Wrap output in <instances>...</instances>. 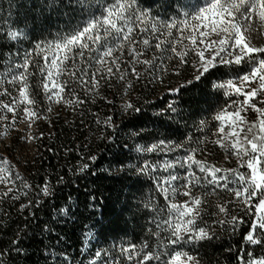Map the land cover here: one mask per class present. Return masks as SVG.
Wrapping results in <instances>:
<instances>
[{
  "label": "snow or ice",
  "instance_id": "obj_1",
  "mask_svg": "<svg viewBox=\"0 0 264 264\" xmlns=\"http://www.w3.org/2000/svg\"><path fill=\"white\" fill-rule=\"evenodd\" d=\"M175 4V11L165 19L158 10L142 7L140 0H19L16 7L23 14L7 28L0 23V85H4L0 89V127L4 130L0 136L9 142L17 138L9 133L18 121L23 124L15 128L18 138L30 141L35 139L30 134L33 123L50 119L45 113L54 108L42 105L41 92L48 105L75 108L85 103L77 88L85 97L94 91L99 94L102 82L117 87V92L124 90L114 115L96 121L97 139L119 144L117 175L141 192L135 205L124 198L116 218L135 207L133 217L137 212L146 217L139 225L146 235L139 243L121 240L93 251V240L107 245L114 223L101 209L99 219L88 224L80 221L83 264H200L191 252L196 245L219 239L212 225L235 234L245 223V255L236 259L239 264H264V44L258 45L253 35L255 25L264 29V0H175ZM45 11L60 24L54 34L49 32L51 40L36 41L37 30L43 36L51 26ZM41 17L49 23L41 22ZM28 33H32V46L21 51L16 45ZM149 53L150 58H145ZM189 67L184 83L169 86L167 91L177 93L194 81L201 82L208 98V108L201 111L208 115L189 125L187 119L193 113L173 100L153 113L157 122L163 121L159 126L155 122L150 128L138 122H130L127 130L117 126L116 115L139 121L136 114L141 106L132 97L135 83L151 76L150 82L163 84L170 70L183 75ZM114 98L106 102L114 104ZM252 113L255 118L246 119L244 114ZM213 122L215 130L209 141L201 133ZM181 127H190L197 134L195 140L180 132ZM209 143L218 146L226 160L235 158L236 167L212 163L209 157L215 156L216 149ZM96 160L94 154L82 157L73 174L88 175ZM63 183L60 177L57 184ZM145 184L148 198L143 195ZM0 185H4L0 203L27 200L19 206L30 217L33 205L43 207L55 198V186L45 177L29 199L34 189L13 172L8 159L0 158ZM233 204L242 209L240 215L232 214ZM52 208L53 223H67L73 216L67 204ZM206 216L213 217L210 223ZM218 216L223 218L216 219ZM41 231L51 233L52 228L45 223ZM22 238L17 232L12 247L0 250V264H9L14 254L24 253ZM248 245L255 247L249 249ZM70 259L74 258L62 252L53 264H69Z\"/></svg>",
  "mask_w": 264,
  "mask_h": 264
},
{
  "label": "trees",
  "instance_id": "obj_2",
  "mask_svg": "<svg viewBox=\"0 0 264 264\" xmlns=\"http://www.w3.org/2000/svg\"><path fill=\"white\" fill-rule=\"evenodd\" d=\"M18 3L19 0H0V23H3L5 28L9 22L16 20L18 15L23 14L22 10L16 7ZM140 3L144 8L158 10L165 19L172 15L176 7L175 0H155V2L154 0H140ZM45 16L51 17V26L43 36L37 30L36 41L45 38L51 40L53 37L49 35V32L54 34L60 24V21L53 14L45 11ZM40 19L45 24L49 23L43 17ZM19 27L21 31L25 30L22 25ZM29 27H31L30 23ZM173 38L179 39L175 34ZM29 41H32V33H28L26 38H22L21 44L16 45V47L23 51L25 47L32 46ZM34 43L35 41H33ZM150 56L149 53L148 57L145 58H150ZM139 68L140 66H137L138 70ZM190 72V67L183 75H174L170 70L163 84L159 81L150 82L151 76H145L139 83H135L132 97L134 102L141 106V112L136 114L139 121L134 117L125 116L121 119L119 115H116L117 126L123 125L125 130L128 129L130 122H138L149 128L155 122L159 126L163 121L157 122L153 113L173 100H176L187 112L193 113L187 119L189 125L192 124L193 119H200L208 115V113L201 111V109L208 108V103H205L208 99L205 95L207 90L201 82L194 81L192 85L185 86L177 93L167 91L169 86L175 87L177 84H183ZM3 87L4 85H0V89ZM16 94L18 95V93ZM124 94L123 89L117 92V87H109L107 82L101 83L99 94L94 91L86 97L83 91L77 88V95L84 99L85 103L73 108L64 104L48 105L46 100H43V92H41L42 105L53 107L54 111L45 113V115L50 116V119H41L33 123L30 133L35 136V139L31 140L32 151L29 154L22 153L20 156L17 154V147L23 144V140L18 138L19 133L15 131V128H20L22 125L19 121L9 133V135L17 137L16 139L9 142L6 136H1L0 158L8 159L13 166V172L19 173L22 179L32 186L34 191L29 199L35 196L36 186L42 184L45 177L51 185L55 186V198L48 200V203L43 207L33 205L34 215L31 217L27 211H20L19 203H27V200L13 204L10 199H5L0 203V250L7 251L12 247L11 241L16 239L17 232H20L23 237L20 246L24 249V253L22 255L14 254L9 264H53L62 252H65L69 258H74L70 259L69 264H83L86 257L80 252L82 247L80 221L83 220L85 224H88L99 219L101 209L106 214H110L108 218L112 219L114 223L111 233L107 235V245L103 242L97 245L96 241L93 240L90 245L93 251L97 248L111 247L114 243H120L121 240L127 244L129 242L139 243L144 239L146 234L139 225L145 223L146 217L141 216L138 212L137 216L133 217L132 212L137 211L135 207L132 208L131 212H124L119 219L116 218L118 210L124 204L125 197L128 198V203L132 205H135L141 197V192L128 186V180L117 175L121 160V157L116 154L119 144H109L97 139L100 133L97 130L96 121L102 122L106 115H114V107L115 109L120 108L119 97ZM113 98L114 104L106 102V100ZM7 115L10 119L11 114ZM254 118L255 116H246L248 120ZM214 130L215 122L201 135L210 141L213 138L212 132ZM3 131V127H0V133ZM106 131L110 132L111 129ZM180 132L184 135H192L194 140L197 136L190 127H181ZM208 146L216 149L215 156H210L209 160L217 165V162L225 154L216 145L209 143ZM88 154H94L97 157L96 162L92 164L91 172L88 175L82 173L74 175L76 166L81 162L82 157H86ZM198 158H203V156H198ZM226 165L236 167L235 158H230ZM103 169H109V171L105 172ZM60 177L64 178L63 184H57ZM16 183L19 184V181ZM147 188L148 185L145 184L143 192L145 198L149 196ZM3 190L4 185H0V193ZM118 194L119 202H117ZM92 196L95 197V200L91 199ZM224 198H228L227 194ZM41 199L43 200V197ZM159 199L162 203L163 198ZM65 204L71 207L73 216L67 218V223H53V218L49 215L53 212L52 205L59 207ZM231 207L234 209L232 214H241L242 209L238 204H233ZM90 213H95V215H90ZM249 217L250 214L245 216L244 220L248 221ZM74 218H78L76 224L72 223ZM212 218L204 217L209 223ZM215 218L221 219L223 217ZM45 223L50 224L51 233L41 231ZM212 227L216 229L219 239L213 238L210 242L203 243L202 247L196 245L191 254L200 261V264H239L236 259L237 256L245 255L243 249L247 242L243 240V235L248 229L247 223L241 225L235 234L222 231L220 225H212ZM125 233L127 235H124ZM248 247L251 249L255 246L248 245ZM260 251L259 248L256 249L257 255L260 254Z\"/></svg>",
  "mask_w": 264,
  "mask_h": 264
},
{
  "label": "rangeland",
  "instance_id": "obj_3",
  "mask_svg": "<svg viewBox=\"0 0 264 264\" xmlns=\"http://www.w3.org/2000/svg\"><path fill=\"white\" fill-rule=\"evenodd\" d=\"M253 35L255 37V41L256 43L259 44H264V29H260L259 24L255 25L253 28ZM259 106V104H258ZM251 110H249L250 112ZM245 116H247L248 114H244ZM249 116H255L254 113H252ZM21 127H23V124L21 125ZM0 141H2V138L0 136ZM1 143H0V150H1ZM33 147L31 145V140H23V144L20 145V147H17V154L20 156L22 153H30L32 151ZM1 154V152H0ZM230 160L229 159H225V156L221 158L220 161L217 162V166H223V167H230L228 165H226V162H228Z\"/></svg>",
  "mask_w": 264,
  "mask_h": 264
}]
</instances>
